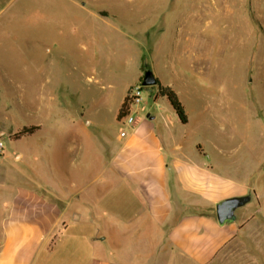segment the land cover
<instances>
[{"label": "rangeland", "instance_id": "rangeland-1", "mask_svg": "<svg viewBox=\"0 0 264 264\" xmlns=\"http://www.w3.org/2000/svg\"><path fill=\"white\" fill-rule=\"evenodd\" d=\"M76 1L84 7L43 0L41 12L36 0H0V68L22 87L0 79V245L4 204L17 201L26 212L17 217H39L40 229L48 228L72 190L60 168L84 172L77 176L80 185L95 177L90 172L108 154L106 143L121 130L116 110L126 88L142 85L148 67L185 108L189 122L176 131L183 150L197 156L200 146L215 173L253 183L260 197L240 210L257 211V219L252 214L244 234L209 264H264V0ZM104 10L113 14L101 18ZM156 97L172 125L173 108L157 85H142L133 110L145 117ZM20 102L36 112H23ZM20 123L40 128L13 139ZM19 153L21 160L15 159ZM132 217L128 213L111 230L110 218L102 216L69 229L57 222L37 264L105 259L79 241L89 234L107 247L108 264H195L168 234L140 231Z\"/></svg>", "mask_w": 264, "mask_h": 264}, {"label": "crops", "instance_id": "crops-1", "mask_svg": "<svg viewBox=\"0 0 264 264\" xmlns=\"http://www.w3.org/2000/svg\"><path fill=\"white\" fill-rule=\"evenodd\" d=\"M66 1L78 6L79 9L84 7L76 5V0ZM36 3L37 11L46 10L41 6L43 0H36ZM65 9L70 10L69 6ZM111 14L113 13L106 10L100 12L101 18H107ZM0 79L3 82L7 81L9 86L22 90V87L11 81L9 74L1 68ZM131 87L132 85L128 86L126 92ZM126 94L117 107V120ZM157 101L158 97L155 98L156 108H151L145 117L138 118L137 111L131 109V114H135L134 118L137 117L131 128L125 125L123 119L119 120L122 122L121 130L113 141L106 143L108 154L102 162L100 161L99 167L90 170V174L95 177L89 182L81 185L78 183L77 176L85 174L84 172L60 168V173L66 175L65 181L72 190L66 196L67 205L62 206L59 216L50 221L53 223H49L48 228L40 229L37 225L40 223L39 217L34 219L17 217V213H26L17 201L13 202L12 206L6 204L2 206L1 211L5 214L2 221L5 225L4 239L0 245V264H37L44 250L45 240L48 234L54 232L57 222L66 221L69 229L71 224L76 226L77 223L100 222V216L106 220L110 218V227L107 228L111 230L112 224L116 229L115 224L123 222L128 213L131 218L132 214L140 222L137 227L140 231L148 234H168L174 248L195 264H209L214 261L238 234H244L249 222H253V215L255 220L257 219V211L247 210L241 214L240 210L244 206L238 210V218L234 223L220 225L216 215V204L250 193L251 202L254 198L258 201L260 197L253 183L242 185L232 178H221L215 173L209 155L200 146L198 148L200 153L197 156L187 154L183 150V139L176 134L181 123L179 118L174 110H170L173 121L170 125L163 115L166 109L158 106ZM20 107L23 112L29 114L36 112L22 102ZM91 124L89 120L86 123L88 126ZM79 125H82V122ZM16 126L17 129L10 133L11 137L24 127L40 128L37 124L20 123ZM75 126L76 123H73L70 131L73 138ZM124 130L127 133L123 137L121 133ZM201 156L210 162H202ZM16 158L21 160L22 154H17ZM256 174L257 171L254 175ZM53 196L61 199L56 193ZM92 236L94 234L82 236L79 241L89 247L93 246L94 251L98 253L104 252L105 259H94L96 264H108L107 247L96 239L92 240Z\"/></svg>", "mask_w": 264, "mask_h": 264}, {"label": "trees", "instance_id": "trees-1", "mask_svg": "<svg viewBox=\"0 0 264 264\" xmlns=\"http://www.w3.org/2000/svg\"><path fill=\"white\" fill-rule=\"evenodd\" d=\"M158 95L161 97H166L175 111L177 117L182 124L188 123V116L186 114L185 108L180 101L177 93L169 86H163L159 80L157 81ZM130 103L128 96L125 97L124 102L119 110L118 119L121 120L130 114ZM38 127H24L19 132L12 136L13 139H21L22 137L33 135L38 131Z\"/></svg>", "mask_w": 264, "mask_h": 264}, {"label": "water", "instance_id": "water-1", "mask_svg": "<svg viewBox=\"0 0 264 264\" xmlns=\"http://www.w3.org/2000/svg\"><path fill=\"white\" fill-rule=\"evenodd\" d=\"M157 78L153 71L148 67L144 71L142 79L143 86H156ZM252 200V194L250 193L244 197H234L223 200L216 204V215L220 225L234 223L237 218V212L240 208L246 206Z\"/></svg>", "mask_w": 264, "mask_h": 264}, {"label": "built area", "instance_id": "built-area-1", "mask_svg": "<svg viewBox=\"0 0 264 264\" xmlns=\"http://www.w3.org/2000/svg\"><path fill=\"white\" fill-rule=\"evenodd\" d=\"M141 94H142V85H135L128 90L127 96L129 98L131 109L133 108V106H137L140 103ZM123 120L125 125H127L130 128L136 123V119L131 114V110H130V114L125 118H123ZM126 133L127 132L125 130L122 131L121 136L124 137ZM2 151H3V144L0 142V152Z\"/></svg>", "mask_w": 264, "mask_h": 264}]
</instances>
